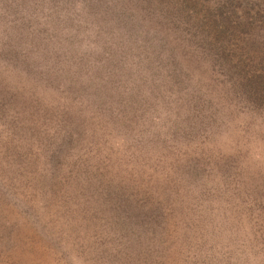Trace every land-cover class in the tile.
<instances>
[{"label":"rangeland","instance_id":"rangeland-1","mask_svg":"<svg viewBox=\"0 0 264 264\" xmlns=\"http://www.w3.org/2000/svg\"><path fill=\"white\" fill-rule=\"evenodd\" d=\"M70 2L0 0V24L7 19L9 32L8 38L0 34V106L8 105L0 110V264H264V206L261 205L259 217L262 224L257 226L254 218L247 220L236 214L237 209L227 199L242 196L227 186L231 166L236 162L240 176L243 179L251 177L264 194L261 184L264 183V110L238 101L233 90H228L229 81L220 74L216 64L186 63L190 78L182 75L184 88L181 89L179 82L177 86L180 87L179 95H187L181 92L188 88L186 92L189 91L191 99L179 96V100L183 101L182 109L189 104L193 112H183L178 106L174 108L171 103L163 102V92L150 101L148 113L152 122L148 128L153 124L162 132L174 129L180 130V134L196 132L190 126L199 132L198 123H202V118H208L202 112L210 118L215 116L208 124L214 130L213 139L207 138L197 145L215 149V172L210 180L215 184V190H203L204 195L196 196L198 191L193 189L182 195L177 201V215L165 217L163 229L157 227L153 231L150 222L157 221L152 220L153 210L147 215L149 219L144 217L137 224L125 223L120 216L112 214L109 207L113 200L103 197L99 182L107 179V174L96 179L92 173L95 167L85 163L92 162L87 158V148H97L101 158L103 154H109L110 171L116 174L113 180L133 184L130 186L133 188L131 197L137 199L135 205H138L147 197L146 192L139 189L148 191L150 187V183L141 179L145 174L142 159L127 160V165L120 161L118 164L117 157L107 149V146L114 147L110 140L102 142L97 137L86 136L83 130L81 138L72 136L69 140L64 137L58 149L52 151L49 133L54 127L48 113L55 102L65 103V109L70 105V109L78 114L74 118L76 129L81 123H91V118L86 115L87 108L81 107V101L76 102V90L81 86L84 89V81L92 83L91 78L84 76L83 81L78 77L67 85L65 80L71 77V72L65 79L60 78V83L64 81L62 84L54 75L59 72L56 64L66 69L65 66L72 64V70H78L80 66L81 72L87 71L83 75L90 73L91 67L87 64L91 53L87 49L91 47L85 37L87 33H93L87 27L88 11L82 9L85 10L83 13L79 6L94 3L96 9L88 8L103 25V20L109 18L108 8L113 0H109V4L108 0H77L79 5L71 6ZM123 2L125 10L130 12L134 0ZM161 2H146V7L154 8V18L158 16V8L165 12V4ZM259 3L258 13L263 17L253 14L258 9L253 3L249 12L252 25L247 28L250 45L248 47L246 43L244 49L250 53L246 61L264 66V28L262 33L257 27V24L264 26V0ZM137 5L135 11L146 18L141 9L144 4L137 0ZM249 5L245 4V8ZM165 16V22L171 24L173 20L167 14ZM154 23L158 26L157 21ZM133 29L137 31V41L144 30H148L145 26ZM177 30L180 31L178 26ZM70 37L74 41L68 43ZM57 44L60 46L56 47ZM68 47L73 48L72 56L59 51ZM10 49H17L16 56L9 53ZM31 60L40 75L35 73L33 76L25 70L26 63ZM103 102L104 117H108L109 99ZM193 103L198 104L199 111ZM16 111L37 112L35 126L32 128V122L27 119L25 131L14 132L7 127L6 120L14 119ZM215 122L219 123L216 127L212 125ZM193 142L198 143L196 137ZM153 147L154 155H159V150L160 155L166 152L165 146ZM69 155L72 161L64 164ZM152 184L158 189L163 186L159 180ZM198 216H211L220 227L201 232L196 227ZM161 224L158 225L163 226ZM189 240L205 242L201 244L203 251L199 254H212V257L197 262L186 251V246L193 247ZM179 242L183 244L180 252L177 249ZM167 244L169 247L165 249Z\"/></svg>","mask_w":264,"mask_h":264},{"label":"trees","instance_id":"trees-1","mask_svg":"<svg viewBox=\"0 0 264 264\" xmlns=\"http://www.w3.org/2000/svg\"><path fill=\"white\" fill-rule=\"evenodd\" d=\"M131 1L126 0L127 3ZM138 1L144 4L141 9L147 15L146 18H142L144 15L135 11L138 6L137 0H134L130 12L123 7V0H113L108 8L109 18L103 20L104 26L98 23L96 14L88 8L89 6L96 9L94 3L79 6L83 13L85 10L82 9L86 8L88 11L87 27L92 29L93 33L89 32L85 37L89 41L88 46L91 47L87 49L91 53L87 64L91 67L90 73L83 75L87 71L81 72L80 66L78 70H72L73 68H70L72 64L65 66L67 69L56 64L59 72L54 75L60 83V78L65 79L71 72V77L65 80L67 85L76 81L78 77L82 80L84 76L91 78L92 83L90 84H86L83 80L84 89L81 86L76 90L75 87L76 102L81 101L80 103L83 104L81 107L87 108L86 115L91 118V123L90 125L81 123L80 128L76 129L77 124L74 123V118L78 114L70 109V105H68L69 110L64 108L65 103L55 102L52 105V111L48 113V116L53 119L51 126L54 127L49 136L52 138V151L58 149L62 138L67 137L69 140L72 136L81 138L84 131L86 136L97 137L102 139V142L110 140L114 147L107 146V149L117 157L118 164L120 161L127 165V160L142 159L141 164H145L142 171L145 170V174L141 179L146 184L150 183V187L148 191L139 189L146 192L147 197L138 205H135L137 199L131 197L133 188L130 186L133 184L113 180L116 174L113 175L110 171L111 157L109 154H103L101 158L97 148L96 150L87 148L86 150L89 151L87 158H91L92 162L85 161V163L89 167H95L92 173L96 179L107 174V179H101L99 182L104 193L103 197L113 200L109 207L112 214L120 216L125 223L137 224L144 217L149 219L147 215L153 210L152 220L157 221H151L150 224L153 231H156L155 228L163 229L165 226V220L167 221L165 217L177 215L179 211L177 201L182 195L193 189L198 191L196 196L204 195L203 190H215V184L210 181L215 172V149L210 146L204 148L197 146L205 139L212 137L214 130L208 124L215 120V116L210 118L208 114L202 112L208 118H202V123H198L199 132L192 126L190 127L196 132L188 131L180 134L178 129L162 132L159 131L158 126H153V124L148 128L152 122L148 113L151 98L158 97L159 93L163 92V102L171 103L174 108L177 106L181 108L183 101L179 100V96L183 99L188 96L191 99L189 91L186 92L188 88L181 92L187 95H179L180 87L177 86L179 82L183 89L185 84L181 81L190 78L186 63L209 62V65L218 66L220 74L229 81L228 90H233L238 101L245 106L261 107L264 110V74H260L264 72V66H255L246 61L250 58L248 56L250 53L244 49L246 43L248 47L250 45L247 28L252 25L249 14L251 6L256 4L258 7L261 3H259L260 0H162L161 3L165 4V12L163 13L158 8L156 10L158 16L154 18V8L146 7V2L150 3V0ZM47 3L51 5L50 1ZM74 3L79 5L77 0H71L70 6ZM245 4L250 5L245 8ZM259 8L253 14L263 17L258 13ZM166 14L173 20L171 24L165 22ZM154 20L158 22V26L155 25ZM140 26H145L148 30H144V34L137 41V31L133 27ZM149 26L153 28L150 29ZM177 26L180 31L177 30ZM257 27L263 33L264 26L257 24ZM7 28L6 19L3 24H0V34L8 38ZM78 40L80 41L81 38ZM73 41L74 39L70 37L68 43ZM75 45L77 47V42ZM59 46L60 44L56 45V47ZM16 50L10 49L9 53L16 56ZM59 51L73 55L72 47ZM26 64L25 70L28 73L30 71L33 76L35 73L40 75V70H36V65L32 60ZM105 99H109L107 108L110 115L108 117H104L103 101ZM193 104L199 111L198 104ZM5 105L0 106V110L8 107ZM190 110L193 112L189 104L185 110L182 109L183 112ZM41 112L46 113V111ZM37 114V112L19 113L16 111L12 117L14 119L6 120V125L14 132L25 131L27 130L26 120L30 119L33 128ZM80 122H82L81 119ZM47 123L46 119L45 126ZM218 124L215 122L212 125L216 127ZM195 137L198 143L193 142ZM49 141L50 139L46 144ZM153 146H165L166 152L160 155L159 150V155H154ZM71 161L69 155L62 162L69 164ZM237 166V162L231 166L227 186L230 185L237 195L242 196H239V199H231L229 196L227 199L231 200V205L237 209L236 214L247 220L254 218L258 226L262 224L259 217L261 205L264 206V198H262L264 194L258 189L255 180L251 181V177L243 179L240 176ZM69 168L72 169L71 166ZM158 180L163 183L159 189L152 184ZM261 184L264 186V183ZM159 223L163 226H159ZM196 227L201 232H208L218 229L220 225L218 226L217 221H212L211 216H198ZM189 233L188 230L187 234ZM238 238L241 239V236ZM189 241L193 247L186 246V251L190 252L197 262H203L204 258L212 257V254H199V251H203L201 244L205 242ZM168 247L169 244L165 246V249ZM182 247L183 244L179 242L177 248L179 252Z\"/></svg>","mask_w":264,"mask_h":264}]
</instances>
